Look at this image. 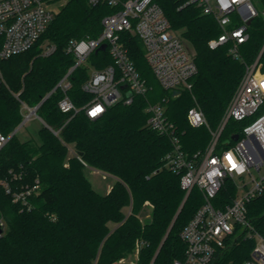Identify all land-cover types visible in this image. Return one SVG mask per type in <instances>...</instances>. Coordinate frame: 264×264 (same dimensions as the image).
<instances>
[{
	"label": "trees",
	"instance_id": "trees-1",
	"mask_svg": "<svg viewBox=\"0 0 264 264\" xmlns=\"http://www.w3.org/2000/svg\"><path fill=\"white\" fill-rule=\"evenodd\" d=\"M154 1L193 54L196 74L189 87L162 89L144 59L141 41L133 33L123 32L120 41L148 90L135 96L130 105L119 103L97 119L87 118L82 107L90 96L81 87L89 69L102 70L112 59L108 50L91 53L69 74L70 88L64 95L57 85L75 63L68 42L96 38L101 19L118 8L90 6L84 0H67L28 51L0 62L4 78L0 131L9 135L19 126L21 104L29 108L40 104L36 114L43 122L39 143L13 135L0 150V179L13 188L36 180L39 184L27 208L12 202L0 187V264H173L183 257L180 231L203 199L197 188L185 197L180 176L165 166L164 157L173 146L167 135L149 128L146 108H163L189 158L203 153L246 66L259 57L264 72V0H256L258 15L247 28V41L237 46V56L229 42L215 49L208 47L221 29L196 5L182 7L185 0ZM45 45H53L54 51L43 55ZM64 96L76 113L58 108ZM192 107L203 113L207 126L188 124L186 115ZM241 125L228 121L218 148L232 145L231 135ZM86 167L115 179L106 194L92 188L84 175ZM229 188L225 182L220 194ZM249 217L264 220V195L251 202ZM252 245L248 240L237 243L226 262L240 264L248 259Z\"/></svg>",
	"mask_w": 264,
	"mask_h": 264
},
{
	"label": "built area",
	"instance_id": "built-area-1",
	"mask_svg": "<svg viewBox=\"0 0 264 264\" xmlns=\"http://www.w3.org/2000/svg\"><path fill=\"white\" fill-rule=\"evenodd\" d=\"M54 1L56 0H0V62L28 51L37 42L55 14L52 10ZM84 1L90 6L106 4L118 8L101 19V32L96 38L72 39L68 42V51L73 54L75 63L57 85L64 95L70 88L69 74L84 64L100 45L105 44L104 50H108L112 59V64L102 70L89 69L87 80L81 87L90 96L82 107L87 118L94 120L88 116V112L96 104L102 105L105 111L119 103L130 105L135 96L145 95L148 90L120 41V34L123 32H131L141 41L144 59L162 89L189 87L191 78L196 74L193 56L184 41L172 31L162 8L154 0ZM186 5L199 7L201 13L211 16L221 29L218 37L208 41V47L215 49L228 42L232 43L231 52L234 56H237V46L248 39L247 28L251 23L247 25V21L252 22L258 15L251 0L231 4L228 9H223L218 0H185L182 7ZM224 21L228 23L225 24ZM240 30L244 37L243 43L233 36L234 32ZM221 36L226 39L221 41ZM82 42L88 46L84 53L77 51ZM213 42L215 47L212 46ZM54 49L53 45H45L42 53L49 55ZM257 73L264 76L259 57L246 66L219 126L210 131L211 139L207 148L192 158L181 150L172 125L164 116L163 108L159 105L146 108L149 128L167 135L173 146L172 151L164 157L165 166L180 176V187L184 190L185 197L193 188H197L203 199L193 217L180 231L179 237L185 246L184 254L181 259L174 260L173 264H233L231 261L227 263L225 259L237 243L245 240L253 242V245L249 258L240 264H264V220L252 221L249 217L251 202L264 195V173L260 174L264 167V90L258 86ZM98 76L105 79L95 85L93 82ZM2 84L4 78L0 69V85ZM58 108L63 113L77 112L67 96L58 102ZM24 110L26 119L37 116L35 107L29 108L21 104L22 115ZM197 115L200 119L193 124L191 121ZM186 119L192 127L207 126L203 113L197 107L188 110ZM228 121L242 123L239 132L231 135H237L238 138L232 141V145L218 148L220 134ZM15 130L9 135L0 131V150L15 135ZM229 151L237 161L244 164L243 174L228 171L224 157ZM213 159L217 160V164L210 163ZM213 169H219L222 173V176L213 178L215 183L207 179V173ZM253 170L258 173L257 176L252 175ZM245 175L250 177L251 187L239 197L236 179ZM225 182L230 188L222 196L220 193L225 191ZM0 187L10 195L12 202L22 208L29 207L28 199L39 190L37 180L31 185L13 188L5 179H0ZM224 225H229L230 230H225ZM0 227H3L1 219ZM217 228L220 229L219 233Z\"/></svg>",
	"mask_w": 264,
	"mask_h": 264
},
{
	"label": "rangeland",
	"instance_id": "rangeland-1",
	"mask_svg": "<svg viewBox=\"0 0 264 264\" xmlns=\"http://www.w3.org/2000/svg\"><path fill=\"white\" fill-rule=\"evenodd\" d=\"M67 0H56L52 3V10L56 12L61 6L65 4ZM254 4L256 10L259 9L256 0H251ZM187 46V45H186ZM188 47V46H187ZM189 49V48H188ZM191 53V52H190ZM193 56V54H192ZM23 121L18 126V128L15 130V136L22 140L26 141L29 140L32 143H39L38 139V130L42 126V122L37 116H31L30 118L26 119V111H23ZM253 176H257L258 173L256 171H251ZM264 173V167L261 169L260 174ZM84 175L90 182L92 188L100 193V194H106L112 184L114 183L115 179L107 175L106 173H103L101 171H96L92 168L86 167L84 169ZM250 177L248 175H245L243 178H237L236 183L238 186L237 194L238 196H242L245 194V192L251 187ZM244 184H247L246 186H243Z\"/></svg>",
	"mask_w": 264,
	"mask_h": 264
},
{
	"label": "clouds",
	"instance_id": "clouds-1",
	"mask_svg": "<svg viewBox=\"0 0 264 264\" xmlns=\"http://www.w3.org/2000/svg\"><path fill=\"white\" fill-rule=\"evenodd\" d=\"M219 4L221 5V7L223 9H228L231 4H239V3H242V0H218ZM224 23H228V21H224ZM233 36L237 37L240 39V42L243 43L244 42V37L242 35V30L240 31H237V32H234L233 33ZM226 39V37L224 36H221L220 37V40L221 41H224ZM213 47H215V43L213 42L212 44ZM88 49V46L85 44V43H81L78 48H77V51L80 52V53H84L86 52ZM105 77L103 76H98L95 81L93 82L95 85H99L100 82L102 80H104ZM257 81H258V86L261 90H264V76H260L259 73H257ZM67 110V109H65ZM105 111L104 107L100 104H96L94 105L88 112V116L92 119H95L96 117H98L99 115H101L103 112ZM200 117L199 115H197L195 117V120L191 121L193 124H195L197 121H199ZM224 160H225V166L227 167L228 171L229 172H236L237 174H243L245 172V166L243 163L237 161V159L235 158V156L233 155V153L231 151L227 152L225 154V157H224ZM212 165H215L217 164V160L216 159H213L211 160L210 162ZM217 176H222V173L220 172L219 169H213L212 171L208 172L207 173V179L209 181H212L213 183H215L214 181V177H217ZM224 228L225 230H230V227L229 225H224ZM217 233H219L220 229L217 228L216 229Z\"/></svg>",
	"mask_w": 264,
	"mask_h": 264
},
{
	"label": "water",
	"instance_id": "water-1",
	"mask_svg": "<svg viewBox=\"0 0 264 264\" xmlns=\"http://www.w3.org/2000/svg\"><path fill=\"white\" fill-rule=\"evenodd\" d=\"M250 23H251V20H248V21H247V25H249ZM104 49H105V44H102V45H100V46L98 47L97 50H95L94 53H97L98 51H103ZM39 105H40V104H39ZM39 105H37V106L35 107L36 110H37V108L39 107ZM237 138H238L237 135H233V136H231L230 139H231V141H236ZM183 203H184V202H183ZM183 203H182V205H183ZM182 205L180 206L179 210L177 211L176 215L174 216V218H173V220H172V222H171V224H170V227H169V229H168L167 232H166L165 237H166L167 234L169 233V231H170V229H171V227H172V225H173V223H174V221H175V219H176V217H177V215H178V213H179V211H180ZM1 232H2V228L0 227V234H1ZM165 237H164V239H165ZM154 259H155V257H154ZM154 259H153V260H154Z\"/></svg>",
	"mask_w": 264,
	"mask_h": 264
},
{
	"label": "crops",
	"instance_id": "crops-1",
	"mask_svg": "<svg viewBox=\"0 0 264 264\" xmlns=\"http://www.w3.org/2000/svg\"><path fill=\"white\" fill-rule=\"evenodd\" d=\"M41 121V120H40ZM42 122V121H41ZM42 125H43V122H42Z\"/></svg>",
	"mask_w": 264,
	"mask_h": 264
}]
</instances>
